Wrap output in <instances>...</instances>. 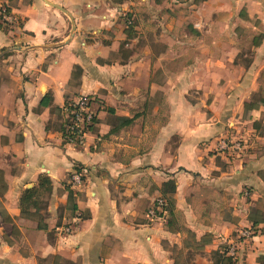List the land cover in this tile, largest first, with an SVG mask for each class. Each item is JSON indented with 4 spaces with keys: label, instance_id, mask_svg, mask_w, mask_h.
Returning a JSON list of instances; mask_svg holds the SVG:
<instances>
[{
    "label": "crops",
    "instance_id": "obj_1",
    "mask_svg": "<svg viewBox=\"0 0 264 264\" xmlns=\"http://www.w3.org/2000/svg\"><path fill=\"white\" fill-rule=\"evenodd\" d=\"M1 8L10 21L0 19L9 25L0 28V264H264V106L247 120L248 98L236 113L234 95L189 99L199 84L226 89L233 74L242 90L258 88L264 0H0ZM245 30L263 40L248 69L228 60ZM79 96L95 100L83 147L61 132L65 105ZM124 119L134 121L122 127ZM227 137L241 150L218 151ZM43 175L53 187L45 208L23 215L21 195ZM169 182L175 209L151 220Z\"/></svg>",
    "mask_w": 264,
    "mask_h": 264
},
{
    "label": "trees",
    "instance_id": "obj_2",
    "mask_svg": "<svg viewBox=\"0 0 264 264\" xmlns=\"http://www.w3.org/2000/svg\"><path fill=\"white\" fill-rule=\"evenodd\" d=\"M2 12H6L7 15H10V12L6 8L0 9V19H2ZM0 28L8 31L9 25L2 22L0 23ZM262 39H254L253 44L254 46H259L262 43ZM80 71V69L77 67L75 68V72ZM52 97L50 94H48L41 102V106L43 107H49L51 106ZM68 103H66L65 107ZM264 106V95H262L260 92L253 93L252 97L249 101L244 103V117L250 113H252L255 110H258L260 107ZM123 124L122 127L129 126L133 123L134 120L130 119H124L122 120ZM69 123V119L67 118V114L64 112V119L62 121L61 125V132H63L66 128V125ZM96 124V114H95V120L94 125ZM94 125L90 127V131H94ZM53 187H52V181L48 176H40L37 186H35L32 189L25 190L20 198V209L22 211L23 215H31V210L40 211L44 209L45 207V198L47 195H50L52 193ZM67 191L69 193V199H68V210L71 214L75 215L78 211V207L76 205V202L74 200V192L67 188ZM175 183L169 182L163 186V196L166 206V211L169 214H172L175 209V200L173 198L175 194ZM40 220H44V217L41 215L39 216ZM41 227L44 229H47L45 225L41 224ZM227 253V252H226ZM224 253V254H226ZM232 257H226L225 259L228 261L229 264H232L231 261Z\"/></svg>",
    "mask_w": 264,
    "mask_h": 264
},
{
    "label": "built area",
    "instance_id": "obj_3",
    "mask_svg": "<svg viewBox=\"0 0 264 264\" xmlns=\"http://www.w3.org/2000/svg\"><path fill=\"white\" fill-rule=\"evenodd\" d=\"M2 19L8 20L10 18L6 12H2ZM95 100L90 96H79L78 98L68 102L64 108V112L67 114L69 123L66 125L65 130L62 132L63 141L67 144L74 145L76 147H83L86 144L88 134L91 132L90 127L94 125L95 112H94ZM240 141V140H237ZM242 142H234L228 138L223 139L218 147V151L223 152H236L241 150ZM76 182H79V175L75 174L73 178ZM167 204L165 200L160 198L156 201V204L148 212V216L151 220L160 219L167 213ZM69 232V229H67ZM242 240H246L250 237V232H242L240 234ZM234 249L229 248L228 253L231 256L234 255Z\"/></svg>",
    "mask_w": 264,
    "mask_h": 264
},
{
    "label": "rangeland",
    "instance_id": "obj_4",
    "mask_svg": "<svg viewBox=\"0 0 264 264\" xmlns=\"http://www.w3.org/2000/svg\"><path fill=\"white\" fill-rule=\"evenodd\" d=\"M251 32L253 31L245 30L241 36L242 41L239 45L240 55L237 58H233V57L228 58V60L230 59L235 60L234 64L241 66L244 69H248L251 66V64L254 65V62L257 61V58L255 57L256 53L254 52V47H253L254 34ZM228 62L232 63L231 61H228ZM262 68H264V61L261 62L260 66L256 67V72H253L251 74V77L255 79ZM196 75H197V80H201L203 78V74H196ZM214 79L215 77L213 76L212 80ZM225 83L228 84L226 89L220 90L218 88H212L210 91H206V89L202 88L201 84H199L194 90H191L189 92V99L193 103L199 100H203L206 102L207 98H209L210 101L211 99L213 100V98L216 100L217 99L216 97H219L221 98V100H223L224 96L225 97L227 96V98H230L231 95H234V98L236 99H234V103L231 106L230 112L236 113V111L239 110V107L241 106L242 100L247 99V98L248 100H250L254 92H260L262 95H264V69L259 74V77H258L259 85L256 90H253V89L242 90V88H239V86H237V77H235V74H233V76H230V78H228L227 81H225ZM230 84H232L233 87H231ZM235 100H237V102H235ZM223 106L224 105H222V107ZM252 118L253 117L251 114H248L246 116L247 120L252 119ZM227 138L234 142H240L233 138H229V137ZM261 207L264 208V205H262Z\"/></svg>",
    "mask_w": 264,
    "mask_h": 264
}]
</instances>
